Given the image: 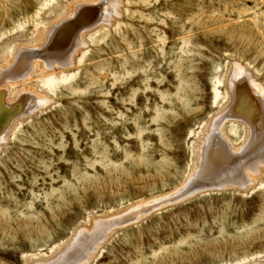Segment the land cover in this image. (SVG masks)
I'll list each match as a JSON object with an SVG mask.
<instances>
[{
  "label": "rangeland",
  "instance_id": "1",
  "mask_svg": "<svg viewBox=\"0 0 264 264\" xmlns=\"http://www.w3.org/2000/svg\"><path fill=\"white\" fill-rule=\"evenodd\" d=\"M92 1L0 0V112L41 100L0 147V264L88 239L82 264H264V141L246 151L252 127L228 116L238 85L264 108V0H120L46 70L38 53ZM25 50L36 72L17 82ZM210 132L246 156L233 183L200 171Z\"/></svg>",
  "mask_w": 264,
  "mask_h": 264
},
{
  "label": "bare ground",
  "instance_id": "2",
  "mask_svg": "<svg viewBox=\"0 0 264 264\" xmlns=\"http://www.w3.org/2000/svg\"><path fill=\"white\" fill-rule=\"evenodd\" d=\"M119 1L120 0H94V1L91 2V4L81 3L76 8H74V18H75L74 20L75 21H72V19L71 20L69 19L68 21L58 25V27L55 28V30L52 32L51 37H50V39L48 41V45L42 51L43 53H38L39 57H41L40 59H42V60H39V61H43L42 63L45 64L43 67H45L46 70L47 69H50V70L52 69L53 70V69H56L58 67H62L63 68L64 66L71 65V64H68L69 63L68 60H69L70 56L72 55L73 49H74V47L76 45V42L78 40L77 39V35H76V31L79 28L80 29H85L84 27L86 25H88V22L91 23V21H92L94 23V19H98V18L100 19V16H101L100 14L102 12L106 13V15H107L109 13H112L110 11H112V10L115 11L114 9L118 8ZM101 5H103V8H100ZM104 7H105V10H103ZM113 14H115V12ZM109 16H110V14H109ZM92 29H93V27H92ZM78 32L80 33V31H78ZM83 37H84V35H83ZM80 41H79V44H77L76 46L82 44L83 40L81 42ZM70 63H71V61H70ZM36 65H37L36 61L34 60V58H32V53L30 51L25 50L18 56V58L15 59V62L13 63L12 67L10 68V73L9 74H13V75L14 74H16V75L19 74L20 76L17 79H12V80L17 81V82L25 80V82H26L28 79H30L31 74H33V72H36V69H35ZM1 74H3V73H1ZM242 76L240 75V77H242ZM235 80H239V79L237 78ZM242 81L244 82V80H242ZM243 84H245V83H243ZM238 86H239L240 90H239V88H238V90L236 89L237 90V92H236L237 97L235 99V103L232 106L231 111H229L230 114L228 116L231 115V117L233 116L235 118H238V120H242L243 122H245L246 124H248V125H250L252 127V132H251L253 134L252 135V139H251L250 143L248 144L247 150H246V151H248V150L250 151V150L254 149L256 145H259V144H261L264 141L263 140L264 139V131H262V129L260 127H258V125L260 126V124H262L264 126V108H263V105H259V104L256 103V101L259 100V99L255 98L256 101H254V99L250 96L251 94L248 95L246 92L245 93L242 92V91H244L243 88L240 87V85H238ZM236 88H237V86H236ZM33 90H31V91H33ZM28 91H30V90H28ZM3 95L4 94H2V96ZM6 95H8V94H6ZM40 104H41V100H39V98L36 97V95L33 92H26V91L24 92L23 91V93L19 94V96L17 97V100H15V103L13 104L14 106L13 105H8V106L15 107V108L19 107V109H17V111H19L18 113H21V115H23L25 113H30L34 108L38 107ZM29 105H30V107H29ZM25 107H27V108H25ZM18 113H16V111L15 112H8L7 110H5V108L0 112V147L3 144V142L6 140L5 139L6 133L14 125V120H13L14 116L16 114H18ZM211 128H214V127H211ZM248 128H250V127H248ZM219 131H221V129ZM211 132H210V136H211L212 140L209 141V138H208L209 147H207V154L205 156H204V154L203 155L201 154L202 157L200 156L201 157L200 165L198 164L199 168H200V171L203 172L205 170V168L207 169L208 167L211 170V169H213L212 168L213 166L221 165L223 167V169H224V171H223L224 176H223L222 181H220V182L221 183L223 182L224 184L233 183V182H235V177H233L231 175H229L227 177L226 175L229 174V171H235L238 168H242V164H243V166L245 164L244 163L245 162L244 158H246V156L243 157V156H240V154H237V155H233V153L231 154L229 152L230 151L229 150L230 146H228V144L226 143L227 141H224V142L219 141L218 140V136L219 135L215 136V134H213ZM219 134H221V133H219ZM221 137H222V135H221ZM205 144H207V143L205 142ZM246 151H245V153H246ZM234 152H236V151H234ZM245 153H243V154L245 155ZM248 162H250V161H248ZM255 162H257V161H255ZM255 162H253V165H254ZM259 164H261V163H259ZM250 166H252V165H250ZM256 166H258V165H256ZM222 167H220V168H222ZM245 168H246V166H245ZM221 171H222V169H221ZM239 171H242V170H239ZM244 173H246V172H244ZM255 173H256V171H255ZM242 174H243V172H242ZM199 175H203V173L199 174ZM242 177H244V176H242ZM199 178H200V176H199ZM201 178H202V176H201ZM245 178H246V176H245ZM197 180H199V179H197ZM200 181H202V180H200ZM198 182H197V184H198ZM195 184H194V187L197 186ZM235 184H237V183H235ZM243 184H245V183H243ZM221 185H223V184H221ZM105 224H107V223H105ZM84 241H85L84 243H81V241L75 242L74 245L72 247H70V249L65 250L62 254H60V256H58L56 259H54L53 262H51L49 264H82L86 259L88 260V256H89L88 254H90L91 250L94 247L92 244L95 243L94 239H88V240H84ZM44 264H46V263H44Z\"/></svg>",
  "mask_w": 264,
  "mask_h": 264
},
{
  "label": "water",
  "instance_id": "3",
  "mask_svg": "<svg viewBox=\"0 0 264 264\" xmlns=\"http://www.w3.org/2000/svg\"><path fill=\"white\" fill-rule=\"evenodd\" d=\"M226 186H221V187H212V186H196L195 188H200L198 191H211V190H217L221 188H225ZM196 191V192H198Z\"/></svg>",
  "mask_w": 264,
  "mask_h": 264
}]
</instances>
